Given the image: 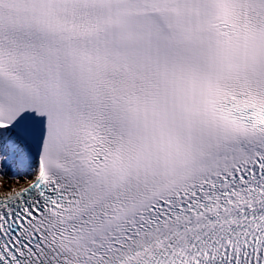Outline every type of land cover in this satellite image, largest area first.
Masks as SVG:
<instances>
[{
    "label": "snow or ice",
    "instance_id": "snow-or-ice-1",
    "mask_svg": "<svg viewBox=\"0 0 264 264\" xmlns=\"http://www.w3.org/2000/svg\"><path fill=\"white\" fill-rule=\"evenodd\" d=\"M0 264H264V0H0Z\"/></svg>",
    "mask_w": 264,
    "mask_h": 264
}]
</instances>
